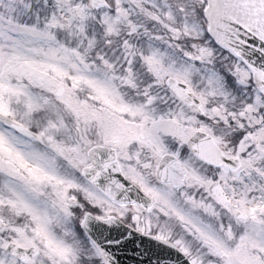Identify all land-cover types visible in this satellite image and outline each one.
<instances>
[{
	"label": "snow or ice",
	"instance_id": "6c2138e0",
	"mask_svg": "<svg viewBox=\"0 0 264 264\" xmlns=\"http://www.w3.org/2000/svg\"><path fill=\"white\" fill-rule=\"evenodd\" d=\"M0 264H264V0H0Z\"/></svg>",
	"mask_w": 264,
	"mask_h": 264
}]
</instances>
